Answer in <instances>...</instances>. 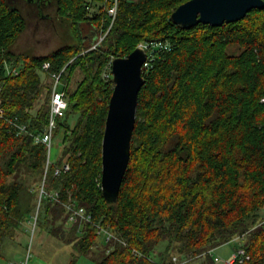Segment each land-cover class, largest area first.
<instances>
[{
  "label": "trees",
  "instance_id": "1",
  "mask_svg": "<svg viewBox=\"0 0 264 264\" xmlns=\"http://www.w3.org/2000/svg\"><path fill=\"white\" fill-rule=\"evenodd\" d=\"M22 1L54 4L68 40L48 54L15 52L28 17L20 0H0L5 116L42 130L50 117L51 74L67 66L69 108L56 134L71 169L57 177L49 172L47 188L58 189L62 201L74 199L128 245L100 242L93 223L69 222L65 206L48 198L36 226L73 244L75 258L96 252L93 264H173V256L187 254L216 264L210 250L234 240L251 256L235 264H264V7L221 26L182 28L171 15L188 0H121L113 27L89 49V33L98 36L109 25L106 0ZM37 15L52 18L39 9ZM151 40L169 46L143 70L130 163L118 201L109 203L101 184L102 142L114 82L104 71L112 56L126 57ZM45 62L49 72L42 70ZM46 157L44 144L17 135L0 118V247L36 213L30 198L37 200ZM30 178L36 193L25 203Z\"/></svg>",
  "mask_w": 264,
  "mask_h": 264
},
{
  "label": "water",
  "instance_id": "2",
  "mask_svg": "<svg viewBox=\"0 0 264 264\" xmlns=\"http://www.w3.org/2000/svg\"><path fill=\"white\" fill-rule=\"evenodd\" d=\"M263 7L264 0H188L173 11L171 18L182 28L198 23L221 26L243 19L254 8ZM97 39V35L90 37L91 46ZM146 59L147 51L138 46L128 56L116 57L112 63L114 90L102 142L101 175L102 190L109 203L118 201L130 163L139 93L145 84L143 64Z\"/></svg>",
  "mask_w": 264,
  "mask_h": 264
},
{
  "label": "built area",
  "instance_id": "3",
  "mask_svg": "<svg viewBox=\"0 0 264 264\" xmlns=\"http://www.w3.org/2000/svg\"><path fill=\"white\" fill-rule=\"evenodd\" d=\"M121 0H106L105 1V9H107V12L110 17L109 25L105 32L98 35L97 41L89 48V49H95L97 48L100 43L104 40V38L107 36L111 28L113 27L119 11V4ZM138 46L143 47L147 51V59L143 64V70L145 68H148L151 64V61L154 59L155 54L160 49H166L168 48V44L163 41L158 40H151V41H143ZM116 57L112 58L108 65L106 66V69L104 71V77L110 78L112 77V63L113 60ZM66 67L65 66L61 71L59 72H52L51 77L53 79V87H52V93H51V102H50V117L49 122L45 127L38 131H31L29 128V124L26 122L19 121V119H11L6 118L5 116V110L1 106L0 102V118L7 119L11 126L16 131L17 135H25L29 134L34 138L35 143H42L46 146L47 149V157L46 162L44 166V173L43 178L41 180V184L39 186V207L45 199H50L54 202H60L65 206V209L67 211L68 220L72 223H80L85 224L87 222L93 223L96 228L99 235L104 236L105 241H113L118 240L122 242L125 245H128L127 241L120 236H118L109 226H104L101 224V222H94L93 216L91 213H89L85 207L79 205L74 199L71 197L66 200L62 201L61 199V193L58 189H52L49 190L47 188L46 179L49 174V172H53L54 176H61L71 169V163L68 159L63 158L62 156V149L64 147V144L56 141L57 134L56 130L58 127V119L63 117L68 108H69V102L66 97V89L68 87V82L64 80V75L66 73ZM51 68L50 62H45L42 65L43 71H49ZM9 72H15L18 73L17 69H11L8 68ZM57 147V152L55 155H53V147ZM34 215H32L30 222L34 224V228L36 226L37 216H38V210ZM34 232V231H33ZM212 255L214 256L216 262L224 261L225 264H235L237 262L239 263H245L247 260L251 258V256L247 253L245 247L243 245H238L235 250L227 257V259H222L219 257V255H216V248H213L210 250ZM32 257V249L31 245L28 246L26 254L24 257L16 260L14 264H29L30 259ZM185 261H179L178 256H173V264H184ZM163 264H172L171 262H166Z\"/></svg>",
  "mask_w": 264,
  "mask_h": 264
},
{
  "label": "rangeland",
  "instance_id": "4",
  "mask_svg": "<svg viewBox=\"0 0 264 264\" xmlns=\"http://www.w3.org/2000/svg\"><path fill=\"white\" fill-rule=\"evenodd\" d=\"M22 7L28 17V26L23 35L19 38L14 51L17 53H33V54H48L53 52L67 42L68 37L65 36L67 29L65 25L62 26L58 20L55 12L54 4H51L48 8H43V14H48L47 17H52L51 20L39 19L37 15V6L30 7L26 2L20 0ZM100 4V2H98ZM98 7V6H97ZM31 10V13H30ZM87 32H90L88 29ZM86 32V33H87ZM105 32V31H104ZM85 33V34H86ZM89 33L88 41L90 40ZM65 36V37H64ZM90 42V41H89ZM141 43V42H140ZM116 56H112L114 58ZM50 71V70H49ZM48 70L45 72H49ZM78 77H74V83ZM53 87V79H52ZM56 141L62 143L61 137L56 138ZM57 147H53V155L57 152ZM29 187L25 192L24 202L27 203L29 200L30 192H35V185H37L33 178H30ZM30 196V197H29ZM39 188L37 192V200L35 195L30 198V204L35 206L36 209L39 207ZM34 207V211L36 210ZM264 211V210H263ZM35 212H33L34 214ZM264 217V212H263ZM22 229V230H21ZM13 237H7L4 239L3 244L0 247V264H14V262L25 256L27 248L31 245L32 257L29 264H70L73 258V253H76L73 244H68L63 240L53 236L49 232V228L43 229L40 224L34 228V224L31 222H24L22 228ZM66 229V228H65ZM34 231V232H33ZM104 236L99 235V241H103ZM238 240L226 243L223 246V253L231 254L238 246ZM167 242L162 243L159 247V251H165ZM173 251V250H172ZM176 252V251H174ZM177 253V252H176ZM222 252L216 251V255H219L222 259H227ZM87 256H86V255ZM85 254H78L75 264H93L94 260L91 259L95 256L96 252L90 250ZM189 260V264H200L204 261V257L194 258L192 255L187 254L186 258H181L179 261ZM187 263V264H188ZM212 264V263H211ZM216 264H225L224 261L217 262Z\"/></svg>",
  "mask_w": 264,
  "mask_h": 264
},
{
  "label": "crops",
  "instance_id": "5",
  "mask_svg": "<svg viewBox=\"0 0 264 264\" xmlns=\"http://www.w3.org/2000/svg\"><path fill=\"white\" fill-rule=\"evenodd\" d=\"M224 245H226V244H223V245H221V246L217 247V248H216V251H220V252H222V253H223V250H222V248H223V246H224ZM223 254H224V256H225V257H228V256L230 255L229 253H228V254H226V253H223Z\"/></svg>",
  "mask_w": 264,
  "mask_h": 264
},
{
  "label": "flooded vegetation",
  "instance_id": "6",
  "mask_svg": "<svg viewBox=\"0 0 264 264\" xmlns=\"http://www.w3.org/2000/svg\"><path fill=\"white\" fill-rule=\"evenodd\" d=\"M46 2L50 3L51 0H46ZM43 3V2H42ZM42 3H38V7L41 9V13H42V10L44 8V6H42ZM40 13V12H39Z\"/></svg>",
  "mask_w": 264,
  "mask_h": 264
}]
</instances>
